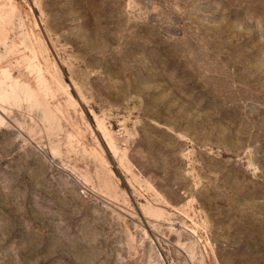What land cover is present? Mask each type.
Masks as SVG:
<instances>
[{"label": "rangeland", "instance_id": "rangeland-1", "mask_svg": "<svg viewBox=\"0 0 264 264\" xmlns=\"http://www.w3.org/2000/svg\"><path fill=\"white\" fill-rule=\"evenodd\" d=\"M0 264H264V0H0Z\"/></svg>", "mask_w": 264, "mask_h": 264}]
</instances>
